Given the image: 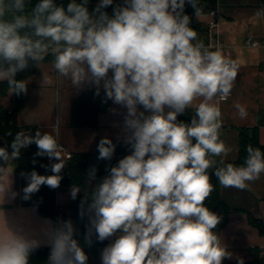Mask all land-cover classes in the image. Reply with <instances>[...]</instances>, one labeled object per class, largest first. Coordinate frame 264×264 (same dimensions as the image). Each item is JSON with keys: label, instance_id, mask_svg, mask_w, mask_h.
<instances>
[{"label": "clouds", "instance_id": "9594fccd", "mask_svg": "<svg viewBox=\"0 0 264 264\" xmlns=\"http://www.w3.org/2000/svg\"><path fill=\"white\" fill-rule=\"evenodd\" d=\"M30 5L31 0H0V81H7L9 95L27 96L30 81L17 74L51 55L63 82L78 92L94 87V96L102 87L103 103L125 109L129 154L106 164L90 203L80 200L77 219L87 217L81 240L70 217L41 215L43 198L33 199L42 186L60 187L71 158L57 139L59 120L52 132L38 126L34 135L17 132L11 152L0 147V264H30L43 249L46 264H90L86 249L105 241L100 264H224L234 258L245 264L215 231L223 218L205 202L215 190L213 175L222 187L238 190L258 180L264 151L249 144L243 165L226 162L232 149L221 139L219 102L231 96L240 64L221 45L213 50L198 38L186 9L201 16L199 0H69L66 7L39 0L29 10ZM255 15L264 16V10ZM43 83H52L49 75ZM234 106L241 119L247 117L245 106ZM188 109L194 110L190 122L179 120ZM32 144L34 156L55 161L41 165L52 174L22 171L26 185L17 190L12 162ZM116 147L102 137L97 160L111 162ZM97 171L88 169V182ZM80 192L72 184L70 199Z\"/></svg>", "mask_w": 264, "mask_h": 264}, {"label": "crops", "instance_id": "0c3cea01", "mask_svg": "<svg viewBox=\"0 0 264 264\" xmlns=\"http://www.w3.org/2000/svg\"><path fill=\"white\" fill-rule=\"evenodd\" d=\"M215 7L219 11L215 17L216 28H209L208 23L212 18L210 11L195 18L205 29L204 32L197 30L198 38L206 46L211 45L213 50L217 44L221 45L240 64L231 96L226 101L219 102L223 114L221 139L232 149L226 158V162H232L238 158L239 132L242 128L257 127L259 143L264 146V16L255 15L258 10H264V5L258 0H217ZM249 37L258 39L260 46H245L244 42ZM52 60L53 57L50 56L45 61L30 64L28 75L24 79L30 81L29 91L24 96V107L17 115V124L34 130L38 126L41 131L52 132L55 121L59 120L58 142L72 153L93 152L97 142L104 136L112 139L113 143L123 141L125 109L113 104L111 100H108L106 110L98 115L95 126H71L73 100L82 92L95 88L85 87L78 92L69 81L63 82L58 77L52 68ZM44 74L50 76L51 84L43 83ZM13 95L8 94V103L11 105L13 103L10 96ZM237 103L246 107V118L239 117L234 106ZM111 109H116L118 114H114ZM213 159L217 162L220 160L219 157ZM12 167L14 168L13 162ZM14 178L15 188L19 190L16 172ZM219 186L221 198L231 208L227 223L217 230L222 241L234 254L244 257L245 261L252 259L251 250L255 247L260 249V255L264 257V234L248 221V212L264 221V173L258 180L249 182L245 190ZM69 200V191L65 187L58 188L56 203L65 207ZM90 260L94 264H100L99 250L90 256ZM226 261L234 262L235 258Z\"/></svg>", "mask_w": 264, "mask_h": 264}, {"label": "trees", "instance_id": "16d2710c", "mask_svg": "<svg viewBox=\"0 0 264 264\" xmlns=\"http://www.w3.org/2000/svg\"><path fill=\"white\" fill-rule=\"evenodd\" d=\"M262 5H264V0H258ZM39 0H31V7L38 3ZM57 3H63L66 7L69 0H56ZM79 2V0H77ZM93 3L96 0H92ZM199 4L202 7V13L210 11L217 4V0H199ZM91 10V9H90ZM111 12V8L108 9ZM186 11L194 19L192 27L197 30L205 31V29H200L202 25L196 20L195 15L191 7H188ZM49 55L48 57H50ZM46 57V58H48ZM30 64L32 61L29 62ZM28 75V69L24 72L17 74V79H25ZM95 90H88L81 93L80 96L73 100L70 124L74 127H93L97 124L98 115L106 110L107 103H103L104 91L100 90V96H94ZM8 84L7 81H0V147H8L14 138L15 134L19 131H24L26 134L31 133L34 135L35 130L29 127L20 126L17 124V115L19 111L24 107V95L17 97L15 94L12 98V106L6 107L4 104L3 97L8 95ZM194 115L193 109L186 110V113L180 117L186 123L190 122L191 117ZM11 132L12 135H8ZM99 142V141H98ZM97 142V144H98ZM117 145L115 155L111 162L97 160L98 150L93 152H75L72 153V157L67 160L66 167L62 172L63 180L61 181L60 187H65L67 185L77 184L81 186V192L78 194L77 200H69L65 208L63 205L56 203V191L51 190L47 186H42L39 193L33 197L34 200L42 197L43 204L40 207V214L44 216L51 217L55 220L56 217H62L64 219L71 218L74 223H76L79 228L81 240L84 234V223L87 221L80 222L77 219L78 216V205L82 198L87 197V203L91 202V192L94 190L95 186L100 182V179L104 177L107 173L105 171L106 164L115 165L117 161L123 158L124 155L129 154V149L124 145L123 141L114 142ZM251 144L254 148H260L264 151V146L259 143L257 127L252 128H242L239 132V154L238 158L233 163L235 165H243L245 157L247 155L245 148L247 145ZM8 151L11 152V148L8 147ZM37 152V147L35 144L30 145L27 148L21 149V157L19 160L14 161L15 172L18 175L19 189L26 185V181L20 177V172H31L36 170L41 175H51L50 170H46L45 167L41 165H50L55 161H49L47 157H36L34 154ZM36 159L37 163L33 165L32 160ZM92 166L97 167V178L88 182V169ZM219 166V164L217 165ZM212 169H209V173H212ZM211 182L215 186V190L212 192L210 197L206 200V205L216 211L222 216V223L215 229L223 227L229 218L231 213V208L220 196V186L217 178L213 175L211 177ZM59 187V188H60ZM87 203L85 208H87ZM248 221L254 225L261 234H264V221L260 218L254 217L250 212H248ZM108 241L103 244H96L92 249H86L89 255H94L98 252L99 248L104 247ZM252 259L250 261H245V264H264V257L260 255V249L255 247L251 250ZM47 249L41 250L37 254H33L30 259V264H46ZM90 264H94L90 260ZM224 264H236L234 262L224 261Z\"/></svg>", "mask_w": 264, "mask_h": 264}, {"label": "built area", "instance_id": "2783aa9c", "mask_svg": "<svg viewBox=\"0 0 264 264\" xmlns=\"http://www.w3.org/2000/svg\"><path fill=\"white\" fill-rule=\"evenodd\" d=\"M218 9L216 7L212 8L210 10V15L212 16V18L210 19L209 21V28L210 29H214L217 27V21L215 19V17L218 16ZM253 44H258V47L260 46V41L258 39H254V38H247L244 42V45L245 46H250V47H253ZM12 106V105H11ZM60 145L62 146V149L64 150V152L67 154V155H70V157H72V152L63 144L60 143ZM49 160V159H48ZM50 161V160H49ZM70 186L71 185H67L65 186V188L69 191L70 190Z\"/></svg>", "mask_w": 264, "mask_h": 264}, {"label": "rangeland", "instance_id": "374dc122", "mask_svg": "<svg viewBox=\"0 0 264 264\" xmlns=\"http://www.w3.org/2000/svg\"><path fill=\"white\" fill-rule=\"evenodd\" d=\"M202 27H200V29H201ZM198 31H200V32H204V31H202V30H198ZM14 96V95H13ZM10 98L12 99L13 97H11L10 96ZM3 99H4V102L6 103V104H4L6 107H11V104H9L8 103V100H9V97H8V95H7V97H3ZM10 105V106H9ZM65 208V207H64ZM65 210L67 211V209L65 208Z\"/></svg>", "mask_w": 264, "mask_h": 264}, {"label": "water", "instance_id": "95a60500", "mask_svg": "<svg viewBox=\"0 0 264 264\" xmlns=\"http://www.w3.org/2000/svg\"><path fill=\"white\" fill-rule=\"evenodd\" d=\"M192 23H194V19H193V17H192Z\"/></svg>", "mask_w": 264, "mask_h": 264}]
</instances>
